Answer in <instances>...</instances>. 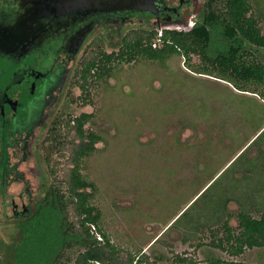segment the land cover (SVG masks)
<instances>
[{"label":"rangeland","instance_id":"rangeland-1","mask_svg":"<svg viewBox=\"0 0 264 264\" xmlns=\"http://www.w3.org/2000/svg\"><path fill=\"white\" fill-rule=\"evenodd\" d=\"M250 2L257 16L264 0ZM203 3L192 0L171 21L154 17L147 23L136 16L122 32L189 30L200 21ZM259 24L264 34V17ZM104 28L86 39L83 50L118 49L119 40L104 37ZM250 52L251 60L264 61V47ZM112 66L110 77L93 79L84 90L70 77L47 108L48 120L35 130L36 145L10 150L9 160L17 165L0 197V264H33L18 254L22 218L15 215L33 209L44 189L61 178L67 154L57 152L58 144L53 140L52 146L49 138L61 132L65 141L60 119L83 112L91 115L85 129L102 138L81 169L97 185L92 202L115 246L144 252L150 261L181 255L195 264H264V247H245L233 255L226 241L227 227L233 234L240 231V212L256 218L264 214V86L245 87L258 93L239 90L225 79L197 72L219 71L197 53L177 52L166 61L115 60ZM218 240L226 250L214 245Z\"/></svg>","mask_w":264,"mask_h":264},{"label":"trees","instance_id":"trees-1","mask_svg":"<svg viewBox=\"0 0 264 264\" xmlns=\"http://www.w3.org/2000/svg\"><path fill=\"white\" fill-rule=\"evenodd\" d=\"M191 3L192 0L185 1L181 10L179 4L172 16L179 17L185 4ZM148 15L145 17H150ZM154 17L152 13L151 18ZM199 17L200 21L189 30L163 28L161 35L158 29L137 27L130 29L121 39V35H110L108 28L104 37L119 40L118 49L108 52L101 46L89 48L75 71L76 84L84 90L91 80L110 77L115 60L132 61L141 57L166 61L172 54L182 52L184 56L197 53L219 69L216 74L208 69L197 72L225 79L239 90L258 93V90L245 87L250 83L264 86V61L248 57L251 50L264 47V34L259 24L264 9L254 16L250 0H204ZM127 24L133 23L125 20L120 26L121 32ZM90 119L87 112L68 115L60 120L65 141L60 140L61 132L49 138L52 146L53 140L58 144L57 152L67 154L59 168L62 176L44 189L41 202H37L33 209L29 207L28 211L15 215L22 218L17 223L23 234L17 253L33 264H195L192 258L181 255H159L150 261L144 252L137 254L115 246L103 231L100 209L92 202L97 185L88 180L81 169L83 158L96 150V144L102 138L99 133L85 129ZM2 134L0 161L8 166L10 134L7 131ZM239 219L238 234H233L227 227L229 248L224 246L223 240L214 242V245L233 255L243 253L245 247H264V214L256 218L240 212ZM92 225L96 226L103 240L97 238Z\"/></svg>","mask_w":264,"mask_h":264},{"label":"flooded vegetation","instance_id":"flooded-vegetation-1","mask_svg":"<svg viewBox=\"0 0 264 264\" xmlns=\"http://www.w3.org/2000/svg\"><path fill=\"white\" fill-rule=\"evenodd\" d=\"M38 2L0 0V156L2 133L10 134L8 166L0 161V197L6 195L8 178L16 170L17 163L9 160L10 150L18 144L24 148L30 142L31 147L36 145L35 130L48 120L46 110L56 102L68 79L75 77L86 53V39L100 26L122 39L126 33L120 26L125 20L148 14V20L152 17L151 12L134 10L81 12L55 18L39 14ZM164 5L170 6L167 0ZM173 12L165 9L158 21L173 20Z\"/></svg>","mask_w":264,"mask_h":264},{"label":"water","instance_id":"water-1","mask_svg":"<svg viewBox=\"0 0 264 264\" xmlns=\"http://www.w3.org/2000/svg\"><path fill=\"white\" fill-rule=\"evenodd\" d=\"M180 0L179 10L184 2ZM39 11L42 16H54L55 18L69 14H79L95 11H134L151 12L157 20L165 9L178 10V6L164 5V0H39Z\"/></svg>","mask_w":264,"mask_h":264},{"label":"built area","instance_id":"built-area-1","mask_svg":"<svg viewBox=\"0 0 264 264\" xmlns=\"http://www.w3.org/2000/svg\"><path fill=\"white\" fill-rule=\"evenodd\" d=\"M162 33V30H160V34L161 35ZM92 231L95 233V235L97 236V238L99 240H103V236L101 235V233L97 230L96 226L95 225H92Z\"/></svg>","mask_w":264,"mask_h":264}]
</instances>
